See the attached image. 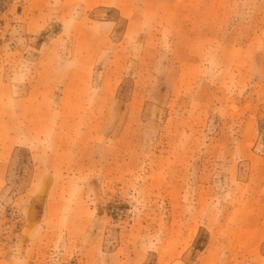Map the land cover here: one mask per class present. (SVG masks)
I'll return each instance as SVG.
<instances>
[{
  "label": "rangeland",
  "instance_id": "1",
  "mask_svg": "<svg viewBox=\"0 0 264 264\" xmlns=\"http://www.w3.org/2000/svg\"><path fill=\"white\" fill-rule=\"evenodd\" d=\"M0 264H264V0H0Z\"/></svg>",
  "mask_w": 264,
  "mask_h": 264
}]
</instances>
